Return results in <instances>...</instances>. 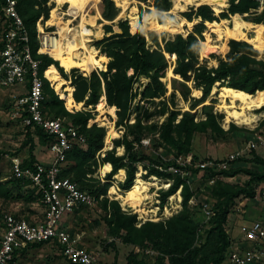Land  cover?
I'll list each match as a JSON object with an SVG mask.
<instances>
[{
    "label": "trees",
    "instance_id": "16d2710c",
    "mask_svg": "<svg viewBox=\"0 0 264 264\" xmlns=\"http://www.w3.org/2000/svg\"><path fill=\"white\" fill-rule=\"evenodd\" d=\"M48 1L50 0H15V7L27 30L31 54L34 59L40 60L39 73L43 79L44 95L43 112L50 118L65 117L77 127L78 133L85 140L84 144L74 145L67 152L59 177L69 178L80 190H85L93 196L104 212L103 220L112 238L110 246H114V240H120L121 243L135 246L142 251L141 258L138 254L130 253L126 264H223L225 255L228 253L229 256L231 252V239L225 230L230 206L240 196L253 199L255 187L252 184L264 181V172H254L245 167H231L232 164L228 169L217 172L210 168L203 169L206 176L211 179L218 175L232 178L239 174H245L249 178L242 186L219 178L214 180L211 188H208L210 197L214 200L211 206L214 215L206 221L208 229L205 232L207 236H214L215 244L208 256L198 262L196 259L204 244L196 245L200 225L190 210L193 191L180 175V171H188L189 166H180L175 161L178 157L187 158L190 155L196 133L209 131L213 136H225L234 130H239L234 124H230L228 130L220 127L218 119L222 116L212 112L213 101L209 105L205 104L209 95H214L222 86L231 88L243 98L258 91L264 93V60L258 58V52L250 45L252 40L264 37V31L260 26L262 25L264 29V9L261 12H251L258 9L260 0H229L228 7L218 15L210 6L198 2L194 10L182 13L188 21L194 18L197 22L185 37L176 34L172 38H167L164 32L158 36L150 29L146 33L142 30L140 22L142 4L147 3L148 0H134L137 2L140 18L136 29L130 24L132 21L128 17L130 23L127 20L115 22L119 16V9L114 5L113 0H100L99 14L105 23L102 25V35L94 42V46L99 50V54L104 56L105 70L88 73L83 68H74L68 75L55 56L36 53L38 48L36 22L40 19L46 25L53 13V6H47ZM171 4V0H154L151 5L156 10L160 27L165 26L168 17L171 18L169 14ZM4 5L5 0H0V15ZM236 16L253 23L257 28L254 32L245 34V40H229L228 49L224 51L223 56L210 54L209 57L217 61V66L209 67L206 60L199 59V39L203 40L202 46L205 47L202 35L205 24L222 22L230 29L232 17ZM251 23L248 25L253 30L254 25ZM92 41L93 38L87 40L85 50L95 53L96 49L91 44ZM1 46L0 43V48ZM170 61L173 62L172 67L169 66ZM169 69H172L170 85L173 93L167 97V88L162 78ZM52 77L62 82L61 88L64 92L71 93L73 106H81L82 110L66 109L65 101L54 90ZM141 78H146V83H138ZM190 82L193 84L192 87L189 86ZM192 89L198 91V98L191 96ZM176 93L188 103L187 110L181 112L178 109L168 108L167 103L174 102ZM137 97H139L138 102L133 106ZM161 98L163 101L159 113L161 116L166 115V118L161 123L149 122L153 114L149 112L148 105ZM100 99L102 100L100 105L106 102L109 114L115 116V126L124 130L122 136L113 140V145L111 143L107 148L110 150H107L101 158L98 153L103 148L106 129L95 123L90 125L93 120L92 110L96 109ZM200 105L205 118L197 121L195 110ZM263 106L264 104L258 109ZM131 115L133 121L129 122ZM178 116L180 118L177 120ZM104 117L110 119L108 115ZM25 128L30 139V158L22 163V167H32L37 162L32 154L34 145L29 131L36 132L41 145L48 144L53 137L45 134L39 127ZM115 136H118L117 132ZM145 138H148L155 148L171 154L173 159L154 160L145 154L142 150L144 148L142 141ZM251 161L264 165V159L257 155H253ZM99 163L103 164L101 173L107 172L103 183L90 176ZM139 165L149 177L143 178ZM167 169H174L175 172L167 173ZM198 170L200 171V168H195L192 173ZM112 177L116 184L124 180L122 187L127 190L124 194L132 192L137 183L144 185L143 191L136 187V195L139 198L134 209L130 204L126 206L131 207L139 218L147 220L146 217L150 216V220L153 221L138 224L135 213L124 212L117 201L108 200L107 192L110 198L119 200L112 195L113 190H119L117 187L111 188ZM158 177L172 181L169 185L162 183ZM141 178L145 179V184ZM12 181L31 188V191L24 196L26 199L39 200V194H35V188L30 186V182L11 178L9 182ZM6 183L0 185V197L8 199L12 196V190ZM149 186L166 189L159 192L161 203L166 198L168 201L162 209L164 220L156 221L160 208L152 205ZM17 197L20 196L16 194ZM147 199L150 201L144 204ZM121 205L125 207L122 202ZM41 245L44 244L30 245L19 253L22 254L28 248H37ZM148 251L155 255L152 261L148 259ZM15 260L16 257L9 264H14Z\"/></svg>",
    "mask_w": 264,
    "mask_h": 264
},
{
    "label": "rangeland",
    "instance_id": "374dc122",
    "mask_svg": "<svg viewBox=\"0 0 264 264\" xmlns=\"http://www.w3.org/2000/svg\"><path fill=\"white\" fill-rule=\"evenodd\" d=\"M62 1L63 0H50L47 2L48 7L51 5L53 6L52 9L53 13L49 18L50 21L46 25H44L47 28L45 29V32L57 31L58 34L56 39L58 41L60 55H63L65 52L67 41L70 38L69 30L74 29L76 32L81 31L79 22L77 21L79 20V18H77V20L72 21L70 23L73 17L64 14L66 13L67 6ZM113 1L115 2L116 7L119 9V12L123 10L122 5L125 4V14L134 15L132 17L133 19L132 22L134 23L132 22L130 23L127 16H120V17L118 16L115 22L118 20H127L131 25L133 24L135 26L134 27L132 25L133 28L136 29L140 19L138 16L137 2L134 0H124V2L123 0H113ZM153 1L154 0H148L147 3L142 4L141 19H140L142 30L146 33L150 29L152 33H156L158 36L162 32H164L167 38H172L176 34H181L182 36L185 37L188 31H190L192 26L197 22V20L194 18L192 19V21H188L182 15V13L189 12L193 8L195 9L196 3L202 2L210 6L213 12L218 15L221 11L225 10L228 7L229 0H221L222 4L220 5L219 11H215L214 5L209 4L208 0H180L179 6L176 8L173 5L172 2L173 0H171L172 3L171 11H169L171 18L168 17L166 19V22L168 21L166 23L169 27L168 30H163L165 26L160 27L158 22H156V24H149L147 22L146 15L155 14V18H156V10L151 6ZM99 2L95 7H93L91 4H88L86 8L87 15L97 25L95 29L96 33L94 34L95 36L93 37V41L91 42L93 46H94V42L101 37L102 25L105 23L101 20V16L99 14ZM172 7L174 10L172 9ZM179 7L182 9H180ZM263 9H264V2L260 0L258 9L251 12H261ZM55 12L59 13V17L61 20L59 23L53 22L54 19L59 18V17H55ZM164 15L167 16L166 13H164ZM241 19H242L241 17H237V16L232 17L230 29L227 28V25L222 22L218 24L214 23V25L205 24L202 34L204 37L205 47L202 46L203 40L199 39V43H200L199 59L206 60L207 65L209 67H216L217 61L215 59L210 58L209 57L210 54H214L218 57L223 56L224 51L228 49L229 40H236V41L245 40L244 39L245 34L254 32L257 26L251 22H247ZM4 22L5 19L3 17H0V40L2 36L1 31L4 28ZM248 23L254 25L253 30L250 28ZM62 25L66 26V29H64L63 31L62 29H60ZM260 26L262 28V31H264L263 26L262 25ZM98 34L99 36L96 37V35ZM257 40L258 39L252 40L250 45H252L253 48L258 52V58L264 60V47L261 46ZM207 48H209V51L205 52ZM85 51H86L85 47L81 48V52H85ZM96 51H97L96 58L98 60V65L95 66V68L92 71L105 70V66L103 64L104 56L99 54V50L96 49ZM169 66L170 67L173 66L172 61L169 62ZM78 68H83L89 73V71L83 66H80ZM63 70L67 75L70 72V70L66 72L64 68ZM171 79L172 76L168 78L169 87H166L167 97H170V95L173 93L170 85ZM51 81L53 82V87L55 92L63 94L62 96L64 98L63 100L65 101L64 106L66 107V109L70 110L74 108V110H82L81 106H73L71 93L69 91L67 93L64 92V90L61 88V85L63 84L59 79L52 77ZM138 83L140 84L146 83V79L141 78ZM192 85L193 84L190 82L189 86L192 87ZM25 92H26V87L24 86L23 83H18L13 86L5 87V88L0 87V185H4L6 182H8L6 183L7 187L10 190H12V196L10 198L5 199L3 197H0V238L3 229L2 216L4 214L10 213V214H15L17 216L20 215L27 219H29L30 217L40 219L43 213V208L39 200H34V199L28 200L24 197L31 191L30 187H27L22 184L20 185L19 183L16 184L14 181L9 182L11 181V172H12L11 159L18 158L22 164L23 162L28 161L30 158V152H29L30 139L28 138L27 130L17 118L12 117L14 99L24 94ZM58 96L60 97L59 94ZM191 96L198 98L197 97L198 95L194 93V89L191 90ZM138 99L139 97H137L134 100L133 106L136 105ZM222 99H223V95H222V90L220 88L219 90H217V92L214 95L211 96L209 95L207 97L206 100L207 103L205 104L209 105L211 101H213L211 110L214 114L222 116V118L218 119V122L223 130H228L230 124H234L236 127L239 128V130H234L225 136H213L209 131L204 133H196L192 141V146H191L192 151L190 155L187 158L178 157L176 158L175 161L180 166H187V167L189 166V170L184 172L180 171V175L188 182L190 189L193 191V196L191 197L190 200V210L194 213L195 219L197 223L200 225V230L196 241V245L198 246L204 244L196 259L198 262L203 258H205L206 256H208L210 250L214 247L215 244L214 236L206 235L205 231L206 229H208V227L202 210L204 205L211 207L214 203V200L210 197V192L208 188H211L213 186L214 180L219 178L231 184L242 186L247 182L249 177L245 174H239L232 178H225L223 176L218 175V176H214V178L211 179L206 176L205 170L201 168L200 171L198 170L195 173H192V170L195 168H199V164H203L205 162H220L225 160L230 154L239 151L245 146L246 140L251 137L253 131L264 134V106L260 110L259 109L253 110L254 113L256 112L257 114L261 113L262 116L258 117L257 121L255 122V127L247 128V127L238 126L235 120L233 119V117L228 115L225 109L220 108ZM162 101L163 99L161 98L159 100H154L150 102V104L148 105L149 112L153 114L149 122L161 123L165 120L166 115L161 116L159 113L161 109ZM100 103H102L101 99L96 109L92 110L93 120L90 122V125L95 123L97 126L104 127L106 129V134L111 129L112 137H110L109 139L110 142L112 143L113 140L118 139L122 136L124 130L122 127L115 126L114 123L115 116L109 114L108 106L106 105V102L102 106L100 105ZM167 104L170 110L178 109L182 112L188 109V103L184 102L178 93L175 94L174 102L171 103L170 101ZM106 115H108L110 119L104 117ZM179 118L180 116L177 117V120ZM204 118L205 115L202 111V106L200 105L195 110V120L199 121V120H203ZM132 121H133V115H131L129 118V122ZM116 132L118 133V136H115ZM29 133L34 145L32 154L36 156V158H38L39 160L44 161V163L45 162H47V164L50 163L52 161V155L48 150V144L46 145L39 144L38 136L34 130H30ZM151 143L152 142L148 138H145L142 141V145L144 147L142 150L145 154L149 155L154 160L160 159L163 161H168L173 159V156L171 154L165 153L163 149L155 148L154 146L151 145ZM107 150L110 149H107L104 138L103 148L100 151V153H98V156L101 158ZM115 152L117 154L116 149ZM253 155H257L264 159L263 157L264 152L261 149H257L255 151L245 150L235 160V162L231 163L232 164L231 167H235V168L245 167L254 172H258V173L264 172V165H260L256 162L251 161L253 159ZM139 166L142 169L143 178L144 176L146 178L149 177L147 172L143 170L142 166L141 165ZM102 167L103 164L99 163L94 168L93 174L90 176L91 178L95 180H99L100 182L103 183L105 182L107 172L105 174H102L101 173ZM166 172L174 173L175 170L167 169ZM158 178L159 180H161L162 183H169V185L172 181L168 178H160V177ZM110 182L112 184L111 188L117 187L121 195L119 196L116 195L117 198L119 199L116 200L110 198L108 196L109 192H107L106 197L108 198V200L117 201L120 209L124 212L135 213L133 212L132 208H134V202L136 203L137 201V197H136L137 188H134L132 192L129 194H123L125 191H127L122 187L124 180L121 183L116 184L112 177ZM142 182L145 184L146 183L145 179H142ZM252 186L255 187V189L257 188L262 189L264 188V181L255 182L254 184H252ZM165 190L166 189L164 188H156V187L149 188V193L152 195L151 196L152 205H157L160 208V210L158 211L156 221L165 219L162 217V209L168 204V201L167 198L163 203H161V201L159 200V192ZM16 194H18L20 197L16 198ZM129 197H131L133 200L129 199ZM249 200H252V198L250 199L245 196H240L236 198L233 204L230 206L227 222L225 224V230L229 235V237L233 236L232 228H234V231L238 233V229L240 232V227L242 223H246L249 219L254 220V218L259 215L258 212L255 211V213H253L251 211L252 209L250 205L248 206L246 213L244 212V208H245L244 206L246 205H243V202L244 201L248 202ZM149 201H150L149 199L145 200L144 204L148 203ZM121 202L123 205H125L124 208L122 207ZM129 204L132 206V208L126 206ZM135 214L137 216L138 224H141L142 222L145 221H153L150 220L151 218L150 216L146 217L147 220H144L139 218V215L137 213ZM246 214L249 216L248 217L249 219L246 217ZM103 216H104V212L95 202L94 204L84 206L79 210H77V212L72 213L70 216H68L65 223L66 226L72 230V233L74 235L80 237L79 246L93 253V256L95 258V262L93 264H126L127 257L130 253L138 254L139 258H141L143 256V253L140 249L132 245H125L121 243L120 240H114L113 241L114 246L113 247L110 246V241L112 240V238L103 220ZM241 220H243V222ZM148 256H149L148 259L152 261L155 255L149 254ZM263 260L264 257L261 258L259 263L256 264H263L264 262H261ZM254 263H250V264H254ZM14 264H71V263L60 254V250L55 243H49V244L41 245L37 248L31 247L26 249L24 253L22 254L19 253L16 256V260ZM223 264H229L228 253L225 255V260L223 261Z\"/></svg>",
    "mask_w": 264,
    "mask_h": 264
},
{
    "label": "built area",
    "instance_id": "2783aa9c",
    "mask_svg": "<svg viewBox=\"0 0 264 264\" xmlns=\"http://www.w3.org/2000/svg\"><path fill=\"white\" fill-rule=\"evenodd\" d=\"M15 4V0H5L0 15L5 19L0 40V87L24 84L26 92L14 99L12 117L17 118L24 127H39L45 134L53 137L48 143L52 161L48 164L35 163L32 167H22L18 158L11 159V178L30 182V186L35 188V194H39L43 213L37 220L10 213L2 216L0 264H9L22 249L41 243H55L60 254L71 264H93V253L79 246L80 237L74 235L63 220L74 210L96 201L89 192L80 190L69 178L59 177L67 152L74 145L84 144L85 140L78 133L77 127L65 117L50 118L43 112L40 60L34 59L31 54L27 30ZM45 29L47 28L44 23L37 20V54H46L43 50L50 46V34L53 32H45ZM257 149L264 152V134L253 131L242 149L230 154L223 161L199 164V168H210L215 172L226 170L245 150ZM253 199L261 204L263 213L250 225L241 227L243 238L250 246L244 250H231L229 264H250L259 262L264 257V250L257 247L264 242V188L255 189ZM202 210L206 221L214 215L211 207L207 205ZM147 253L154 254L151 251Z\"/></svg>",
    "mask_w": 264,
    "mask_h": 264
},
{
    "label": "bare ground",
    "instance_id": "6f19581e",
    "mask_svg": "<svg viewBox=\"0 0 264 264\" xmlns=\"http://www.w3.org/2000/svg\"><path fill=\"white\" fill-rule=\"evenodd\" d=\"M179 1L180 0L172 1L175 8L179 6ZM62 2L66 4L67 6L66 13L64 14L67 16L73 17L70 23L72 21L77 20V18H79V20L77 21L79 22L81 31L76 32L74 29L69 30L70 38L67 41V45H66L65 52L63 55H60L59 53V45L56 39L57 34H58L57 31L51 33L50 34V46L47 47L45 50H43V52H45L46 55L48 56L52 55V56H55V58L57 59L59 58V61H60L59 64L66 70V72L68 70H72L80 66L85 67L89 72H91L95 68V66L98 65V60L96 58L97 51L95 53H91L88 51L81 52V48H84V46H86L87 40L89 38H93L95 36L94 35L96 33L95 29L97 27L96 23H94V21L90 19L89 16L87 15L86 8L88 4H91L93 7H95L98 4L99 0H63ZM208 3L211 5H214L215 11H219L220 5L222 4L221 0H208ZM122 6H123V10L119 12V17L127 16L131 21H133L132 17L134 15L125 14V4H123ZM55 17H59V13L55 12ZM146 20L149 24H156L157 22V19L155 18V14L146 15ZM60 21L61 20L59 17L57 19H54L53 22L59 23ZM210 25H214V23ZM60 29H62L63 31L64 29H66V26L62 25ZM168 29L169 27L166 24L163 30H168ZM98 36L99 34L96 35V37ZM257 41L261 46L264 47V37L258 39ZM207 51H209V48L205 50V52ZM171 76H172L171 69H169L167 71L166 76L162 78V81L165 82L166 87H169L168 78ZM221 90H222L223 99H222L220 108L225 109L226 113L233 117V119L235 120L238 126L247 127V128L255 127V122L257 121L259 116H262V114L261 113L257 114V112L254 113L253 110L258 109L264 104V93H262L261 91H258L253 95L243 98L241 94L235 92L231 88L222 86ZM194 93L196 95L199 94L197 90H194ZM58 94L60 95L61 99H64L62 96L63 95L62 93H58ZM110 137H112L111 130H109L105 136V144L107 147H109L111 144L110 139H109ZM134 187L135 188L138 187L141 191H143L145 188L144 185L139 184V183L135 184ZM112 195L117 198V196L121 195V193L119 192V190H113ZM136 197L137 199L139 198V196H136ZM129 199L133 200L131 197H129ZM134 206H135V202H134Z\"/></svg>",
    "mask_w": 264,
    "mask_h": 264
},
{
    "label": "crops",
    "instance_id": "0c3cea01",
    "mask_svg": "<svg viewBox=\"0 0 264 264\" xmlns=\"http://www.w3.org/2000/svg\"><path fill=\"white\" fill-rule=\"evenodd\" d=\"M85 47V46H84ZM108 148V147H107ZM35 157V161L37 162V163H43V164H47V162H45L44 163V161H42V160H39L38 158H36V156H34ZM109 172V171H108ZM247 201V200H246ZM243 205H246V206H244L245 208H244V212L246 213V211H247V208H248V206L250 205L251 206V211L253 212V213H255V211L256 212H258V216L257 217H255L254 218V220H256V219H258L261 215H262V213H263V207L261 206V204L257 201V200H255V199H252V200H249L248 202H243ZM246 217L248 218L249 216L246 214ZM67 218L68 217H64V224L66 223V220H67ZM29 219H31V220H37L36 218H34V217H30ZM249 219V218H248ZM247 219V220H248ZM253 219L252 220H248L246 223H242L241 224V227L242 226H244V225H246V226H248V225H250L253 221H254ZM242 222H243V220H241ZM66 225V224H65ZM241 227H240V232H239V229H238V233H236L235 231H234V228H232V234H233V236L232 237H230V239H231V249L230 250H235V249H237V250H244V249H246L248 246H250V243L249 242H247V241H245L244 240V238H243V235H242V233H241ZM258 248H260V249H262V250H264V242L262 243V244H259L258 246H257ZM261 262H264V260L263 261H261ZM256 263H259V262H255L254 264H256Z\"/></svg>",
    "mask_w": 264,
    "mask_h": 264
},
{
    "label": "water",
    "instance_id": "95a60500",
    "mask_svg": "<svg viewBox=\"0 0 264 264\" xmlns=\"http://www.w3.org/2000/svg\"><path fill=\"white\" fill-rule=\"evenodd\" d=\"M171 74H172V69H171ZM173 76V75H172Z\"/></svg>",
    "mask_w": 264,
    "mask_h": 264
}]
</instances>
